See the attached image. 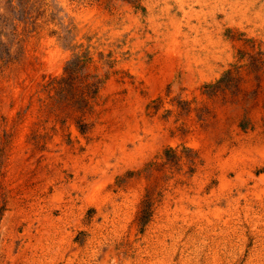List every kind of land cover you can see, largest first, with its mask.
Instances as JSON below:
<instances>
[{"label": "rangeland", "instance_id": "obj_1", "mask_svg": "<svg viewBox=\"0 0 264 264\" xmlns=\"http://www.w3.org/2000/svg\"><path fill=\"white\" fill-rule=\"evenodd\" d=\"M72 1L0 0V219L13 199L48 191L70 202L71 196L86 193L88 184L103 175L114 193L138 192L147 197L179 183L186 190L194 186L190 191L263 194L261 154H253L252 163L245 166L252 174L240 165L230 168V185L223 189L215 155L223 146L229 156L234 147L264 142V38L259 37L257 50L243 32L237 42L244 47L239 53L248 58L246 62L220 72L218 64L223 61L212 60L217 66L210 77L190 76L187 56L181 52L187 46L173 50L164 34L172 29L167 28L171 17L186 23L177 0H104L107 3L101 6H112V18L100 30L82 25L71 12ZM165 3L171 8L167 10ZM135 15L141 23H132ZM187 28L183 26L193 38L195 33ZM50 40L60 43L61 55H51ZM176 50L179 56L174 55ZM48 181L45 190L43 183Z\"/></svg>", "mask_w": 264, "mask_h": 264}, {"label": "bare ground", "instance_id": "obj_2", "mask_svg": "<svg viewBox=\"0 0 264 264\" xmlns=\"http://www.w3.org/2000/svg\"><path fill=\"white\" fill-rule=\"evenodd\" d=\"M90 1L95 5H89ZM112 1L121 2L120 0ZM192 1L199 2L200 5L194 7L193 2L177 0L180 4L178 7L181 6L182 13L186 16V23L182 18L179 20L171 17L167 22V28L172 26V29L164 33L168 37V46L173 50L174 47L180 45L187 46V48L185 47L187 50L182 49L181 52L187 56V60H185L191 70L190 76L199 73L201 77H210L208 75L217 64H213V62L218 59L223 61V64H218L220 72L246 62L248 58L240 57L239 53L240 48L244 47L237 42V38L242 37L243 32L247 33L245 37L253 39L252 44L256 45L257 50L259 49V37L264 38V0ZM72 2L76 11L72 9L71 12L76 15L78 20H82L83 26L88 25L90 26L88 28H93V30L107 28V20L112 18V6L110 8L101 6L107 2L104 0H73ZM165 4L167 10L171 8L169 3ZM237 16H239V20L235 22ZM131 17L132 23L138 21L141 23L136 15ZM227 19L231 20V24L225 25L224 21ZM159 25H161L160 22L155 24L154 28ZM184 25L188 27L190 33H195L193 38L183 30ZM50 44L52 56L62 54L63 48L60 43L50 40ZM168 46L165 47L169 49ZM247 47H245L247 50L253 52L254 49ZM261 48L264 51V43ZM181 52L176 50L173 53L175 56H179ZM212 60L213 62H211ZM162 63L167 64L163 61ZM169 69H172L171 65ZM148 84L151 85V83ZM1 95L0 93V150L3 140ZM5 101L6 99L4 103ZM233 125L235 126V124ZM235 138L237 137L235 136ZM257 142L256 144H242L239 149H237L238 146L234 147L233 153L230 152L231 150L229 151L231 153L229 156L225 155L227 148L224 146L218 148L219 151L215 157L217 156L221 171L218 172L220 174H218L220 189L230 185L231 180L228 177L230 168L240 165L242 171L248 170L251 173L252 169L249 170L250 168L247 169V167L252 163H250L254 158L252 155L259 153L264 159V142ZM111 145L110 147H112ZM241 175L242 173L239 172L237 176L242 177ZM95 179L88 184L86 193L71 196L70 202L61 200L60 193L50 196L48 191H42L37 197H33L31 194L26 195L25 200L14 197L16 198L13 199L15 202L11 201L8 204L7 210L2 212L0 219V264H264V192L262 194L257 190L255 193L240 190H237L238 192L190 191L189 188L194 186L190 185L186 187L188 188L186 190L179 183L176 187L169 185L163 194L156 193L147 197L138 192L114 193L112 187L107 188L108 178H105L104 175ZM259 179L264 180V174H261ZM174 182L175 179H173ZM48 183L49 181L43 183L45 190L48 189ZM231 183L233 184V182ZM78 202L81 203L78 204ZM92 208H95V212L90 211Z\"/></svg>", "mask_w": 264, "mask_h": 264}, {"label": "crops", "instance_id": "obj_3", "mask_svg": "<svg viewBox=\"0 0 264 264\" xmlns=\"http://www.w3.org/2000/svg\"><path fill=\"white\" fill-rule=\"evenodd\" d=\"M181 14L183 15V13H181ZM181 14H180V15H181Z\"/></svg>", "mask_w": 264, "mask_h": 264}]
</instances>
